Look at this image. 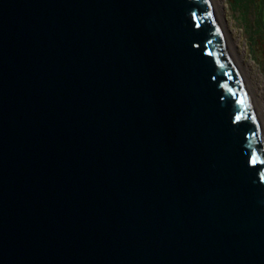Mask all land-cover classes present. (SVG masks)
<instances>
[{
  "label": "water",
  "instance_id": "1",
  "mask_svg": "<svg viewBox=\"0 0 264 264\" xmlns=\"http://www.w3.org/2000/svg\"><path fill=\"white\" fill-rule=\"evenodd\" d=\"M0 264H264V133L210 0H0Z\"/></svg>",
  "mask_w": 264,
  "mask_h": 264
},
{
  "label": "rangeland",
  "instance_id": "2",
  "mask_svg": "<svg viewBox=\"0 0 264 264\" xmlns=\"http://www.w3.org/2000/svg\"><path fill=\"white\" fill-rule=\"evenodd\" d=\"M231 31L245 59L264 77V0H224ZM264 85V80L262 81Z\"/></svg>",
  "mask_w": 264,
  "mask_h": 264
},
{
  "label": "bare ground",
  "instance_id": "3",
  "mask_svg": "<svg viewBox=\"0 0 264 264\" xmlns=\"http://www.w3.org/2000/svg\"><path fill=\"white\" fill-rule=\"evenodd\" d=\"M210 3L264 133V85L262 83L264 77L254 68L252 62L245 59L246 48L239 45V39L231 31L230 22L226 17L224 0H210Z\"/></svg>",
  "mask_w": 264,
  "mask_h": 264
}]
</instances>
